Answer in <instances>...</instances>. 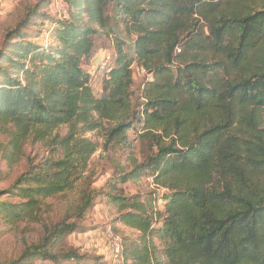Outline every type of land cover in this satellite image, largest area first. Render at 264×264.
I'll return each instance as SVG.
<instances>
[{
    "label": "trees",
    "instance_id": "obj_1",
    "mask_svg": "<svg viewBox=\"0 0 264 264\" xmlns=\"http://www.w3.org/2000/svg\"><path fill=\"white\" fill-rule=\"evenodd\" d=\"M61 2L47 47L26 40L32 19L42 18L38 8L1 46L5 159L19 158L29 140L52 149L5 192L20 202H0V217L31 219L45 200L72 192L98 149L128 147L124 161L113 157L118 183L147 175L168 192L162 211L151 198L110 196L113 224L136 233L116 236L121 264H264V0ZM99 35L113 51L95 96L84 66L94 62ZM133 66L148 75L138 104ZM91 202L85 193L78 216ZM76 231L73 223L46 226L10 264L78 260L73 250L51 252Z\"/></svg>",
    "mask_w": 264,
    "mask_h": 264
},
{
    "label": "rangeland",
    "instance_id": "obj_2",
    "mask_svg": "<svg viewBox=\"0 0 264 264\" xmlns=\"http://www.w3.org/2000/svg\"><path fill=\"white\" fill-rule=\"evenodd\" d=\"M40 9L41 17L32 19L31 27H28L29 42L47 47L50 44L49 33L53 22L64 13V5L61 0H0V50L4 36L19 22L26 12ZM127 51L131 53V38L124 37ZM113 44L110 38L99 35L95 38V57L92 65L86 64L84 70L91 74V89L95 96L100 94V82L102 75L96 73V58L100 60L106 53L112 52ZM110 66V65H109ZM133 72V97L134 104L141 102L139 91L145 80L146 73L132 67ZM0 127V202L16 204L20 200L11 197L9 192L14 181L30 168L43 162L50 154L51 149L44 143L27 141L22 149V155L14 161L6 160L8 154V134ZM64 131L61 132L63 134ZM130 139H134L133 133H129ZM87 138L97 141L99 146L103 145L101 134H90ZM128 147L123 151H114L111 147L100 148L90 158L81 180L75 185L72 192L45 200L40 205L39 211L31 219H25L18 223H8L0 217V264H10L18 260L22 252L32 245L38 244L46 235L45 227H52L57 224H76L81 228L80 232L68 233L58 240L52 247L51 252H65L73 250L79 257L78 260H61L51 262L48 260H31V264H119L111 259V238L120 237V233L126 237L136 236L134 231L124 229L120 225L113 224L117 216L116 206L111 203L110 196L138 195L142 200H153V207L162 211L167 190L156 188L150 177L139 175L134 180L120 184L119 170L114 165L113 157L118 161H124ZM142 158L137 156L135 165L126 164L123 172L126 174L139 165ZM85 193H91L92 202L88 209L78 216V208L82 204V197ZM5 194V195H4ZM116 228L119 232H116ZM109 231L111 234H109ZM109 234V235H108ZM20 264H28L21 262Z\"/></svg>",
    "mask_w": 264,
    "mask_h": 264
},
{
    "label": "built area",
    "instance_id": "obj_3",
    "mask_svg": "<svg viewBox=\"0 0 264 264\" xmlns=\"http://www.w3.org/2000/svg\"><path fill=\"white\" fill-rule=\"evenodd\" d=\"M110 61H111V54L110 53H106V56H104L99 64L97 65L96 69V73L98 75H103L105 73V71L108 69L109 65H110ZM109 234L110 231H109ZM108 234V235H109ZM111 259L113 262H117L119 264L122 263V258H121V243L120 240L117 237H113L111 238Z\"/></svg>",
    "mask_w": 264,
    "mask_h": 264
},
{
    "label": "water",
    "instance_id": "obj_4",
    "mask_svg": "<svg viewBox=\"0 0 264 264\" xmlns=\"http://www.w3.org/2000/svg\"><path fill=\"white\" fill-rule=\"evenodd\" d=\"M149 74V73H148Z\"/></svg>",
    "mask_w": 264,
    "mask_h": 264
}]
</instances>
